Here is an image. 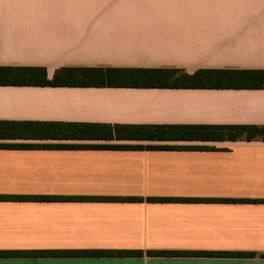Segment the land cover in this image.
Returning <instances> with one entry per match:
<instances>
[{
	"label": "crops",
	"instance_id": "0c3cea01",
	"mask_svg": "<svg viewBox=\"0 0 264 264\" xmlns=\"http://www.w3.org/2000/svg\"><path fill=\"white\" fill-rule=\"evenodd\" d=\"M0 66L264 69V0H0ZM0 121L264 126V89L0 85ZM0 145V251L144 253L0 264H264V140Z\"/></svg>",
	"mask_w": 264,
	"mask_h": 264
},
{
	"label": "trees",
	"instance_id": "16d2710c",
	"mask_svg": "<svg viewBox=\"0 0 264 264\" xmlns=\"http://www.w3.org/2000/svg\"><path fill=\"white\" fill-rule=\"evenodd\" d=\"M0 85L111 86L183 89H264V69L61 68L52 79L42 67L0 66ZM264 140L257 125H112L0 121V139ZM0 147H14L0 145ZM143 148V147H140ZM153 149V147H148ZM142 251H0L11 255H135ZM153 255H252V253L149 252Z\"/></svg>",
	"mask_w": 264,
	"mask_h": 264
}]
</instances>
